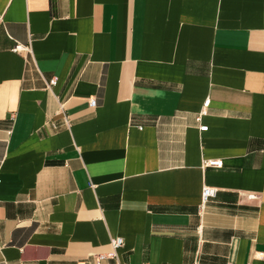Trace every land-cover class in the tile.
I'll list each match as a JSON object with an SVG mask.
<instances>
[{
  "label": "crops",
  "instance_id": "obj_1",
  "mask_svg": "<svg viewBox=\"0 0 264 264\" xmlns=\"http://www.w3.org/2000/svg\"><path fill=\"white\" fill-rule=\"evenodd\" d=\"M0 18V264H264V0Z\"/></svg>",
  "mask_w": 264,
  "mask_h": 264
},
{
  "label": "built area",
  "instance_id": "obj_2",
  "mask_svg": "<svg viewBox=\"0 0 264 264\" xmlns=\"http://www.w3.org/2000/svg\"><path fill=\"white\" fill-rule=\"evenodd\" d=\"M0 22H1V18H0ZM13 50L15 52H20L23 50L29 51L30 47H24L21 44H18L14 47ZM56 82H57V79L53 78L48 82V86L55 85ZM89 104L91 107L97 106V99L91 98ZM207 114H208V111L207 109L204 108L198 113L196 117V120L199 123L200 130L202 131L208 130L209 128L208 125L202 124L203 117ZM204 165L208 167H221L223 166V160L222 159L207 160ZM217 192H218L217 188L211 187V186H205L202 191L201 208H203L208 202H210L213 198H215L217 195ZM111 245H112L113 250L109 253H101L97 255V260L98 261L113 260L112 264H123L119 260L118 250L124 245V238L120 236L113 238L111 240ZM263 258H264V254H263Z\"/></svg>",
  "mask_w": 264,
  "mask_h": 264
}]
</instances>
